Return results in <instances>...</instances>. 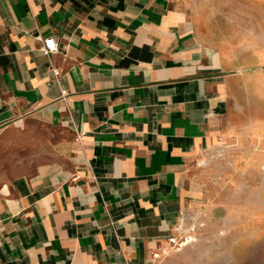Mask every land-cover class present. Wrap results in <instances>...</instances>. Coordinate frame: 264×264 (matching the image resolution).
Segmentation results:
<instances>
[{"label": "crops", "instance_id": "1", "mask_svg": "<svg viewBox=\"0 0 264 264\" xmlns=\"http://www.w3.org/2000/svg\"><path fill=\"white\" fill-rule=\"evenodd\" d=\"M227 79L178 0H0V264L208 261L152 250L191 225Z\"/></svg>", "mask_w": 264, "mask_h": 264}, {"label": "rangeland", "instance_id": "2", "mask_svg": "<svg viewBox=\"0 0 264 264\" xmlns=\"http://www.w3.org/2000/svg\"><path fill=\"white\" fill-rule=\"evenodd\" d=\"M178 2L229 87L213 142L185 170L197 239L181 254L207 258L198 264H264V0Z\"/></svg>", "mask_w": 264, "mask_h": 264}, {"label": "built area", "instance_id": "3", "mask_svg": "<svg viewBox=\"0 0 264 264\" xmlns=\"http://www.w3.org/2000/svg\"><path fill=\"white\" fill-rule=\"evenodd\" d=\"M42 47L47 52L56 51L59 47L58 41L54 35H48L46 37H42ZM55 73H58L57 68H53ZM194 230H196V225H190L186 232L183 230L181 232H174L169 235L166 240L160 243L155 249L152 250V257L156 260L163 259L166 255H168L173 250H179L184 247L186 244H189L197 239V236L194 234Z\"/></svg>", "mask_w": 264, "mask_h": 264}]
</instances>
